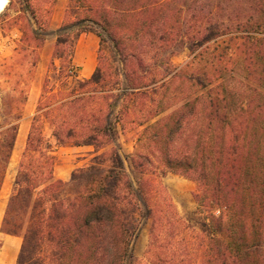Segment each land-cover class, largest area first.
<instances>
[{
  "label": "trees",
  "instance_id": "obj_1",
  "mask_svg": "<svg viewBox=\"0 0 264 264\" xmlns=\"http://www.w3.org/2000/svg\"><path fill=\"white\" fill-rule=\"evenodd\" d=\"M20 1L29 27L2 74L17 76L22 58L33 77L59 0ZM90 32L113 42L121 68L99 53L79 79L76 46ZM184 48L191 59L178 67ZM53 57L78 88L49 93L47 77L32 118L2 223L23 239L17 264H139L146 220V264H264V0H69ZM21 85L0 102V193L29 98ZM47 128L57 147L104 151L57 179ZM134 128L139 187L119 145ZM168 173L196 184L199 230L163 196Z\"/></svg>",
  "mask_w": 264,
  "mask_h": 264
},
{
  "label": "rangeland",
  "instance_id": "obj_2",
  "mask_svg": "<svg viewBox=\"0 0 264 264\" xmlns=\"http://www.w3.org/2000/svg\"><path fill=\"white\" fill-rule=\"evenodd\" d=\"M68 4L69 0H59L53 10L50 35L41 49L40 60L33 77L27 74V71L30 70L32 60L22 58L16 63L19 71L17 76L12 77L2 74L5 67L4 61L10 60V64L14 63L19 51H21L22 40L25 38L24 31L28 29L29 22L27 21L26 12L20 0H8L7 7L0 13V102L2 98L8 96V93L15 88L18 82L22 83L21 87L26 88L29 94V101L24 109V116L21 121L16 148L8 168L5 183L0 193V264H17L23 242L22 237L4 234L2 232V223L7 203L14 190L19 163L25 150L31 121L42 96L46 78H50L47 83L49 93L52 91L53 93L62 91L61 93L63 94L60 95L69 96L70 93L76 92L78 88L76 79H69V82L64 79L65 75H62L60 72L61 62L53 57L55 45L57 43V31L66 21ZM101 43L102 47L100 54L102 57V65H109L117 70L121 68L119 64V55L113 42L105 37ZM190 59L191 55L189 49L184 48L177 53L172 60L176 66L183 67ZM52 62H55L56 69L52 67ZM76 78H79L77 72ZM48 95L49 94H47V96ZM26 108L27 113H25ZM139 132V128L128 129L124 134L121 133L119 138V145L122 154L125 156L126 169L137 187L140 185V175L133 166L132 154L136 147L135 142L137 141ZM45 134L56 147L55 156L57 163L55 166V177L57 179L67 177L66 181H69L72 173L76 169L91 164L95 155L104 151V149H102L99 152H96V150L76 152L74 149L57 147L55 139L52 136V130L47 128ZM161 184L163 196L170 198L184 220L199 230L205 223V219L204 215L199 213L197 203L195 202L194 193L196 184L190 179L173 173H168L163 178ZM218 211L219 209H215L214 213L219 215L217 214ZM150 228L151 223L146 220L133 244L134 254L139 264H146L144 258L149 242Z\"/></svg>",
  "mask_w": 264,
  "mask_h": 264
},
{
  "label": "crops",
  "instance_id": "obj_3",
  "mask_svg": "<svg viewBox=\"0 0 264 264\" xmlns=\"http://www.w3.org/2000/svg\"><path fill=\"white\" fill-rule=\"evenodd\" d=\"M100 47H101V38L97 34L90 32V33H84L80 36L74 55V66L79 78L88 79L93 76L99 65L98 59H99ZM25 113H27V108ZM139 129L141 130V128ZM135 145L137 147V141L135 142ZM136 147L134 149V152L136 150ZM62 148L74 149L76 152L95 151V148L92 146H81V147L65 146ZM54 154H56V152H54ZM61 179L66 181L67 177Z\"/></svg>",
  "mask_w": 264,
  "mask_h": 264
},
{
  "label": "bare ground",
  "instance_id": "obj_4",
  "mask_svg": "<svg viewBox=\"0 0 264 264\" xmlns=\"http://www.w3.org/2000/svg\"><path fill=\"white\" fill-rule=\"evenodd\" d=\"M8 0H0V13L7 7Z\"/></svg>",
  "mask_w": 264,
  "mask_h": 264
},
{
  "label": "built area",
  "instance_id": "obj_5",
  "mask_svg": "<svg viewBox=\"0 0 264 264\" xmlns=\"http://www.w3.org/2000/svg\"><path fill=\"white\" fill-rule=\"evenodd\" d=\"M217 214H220V211H218Z\"/></svg>",
  "mask_w": 264,
  "mask_h": 264
}]
</instances>
